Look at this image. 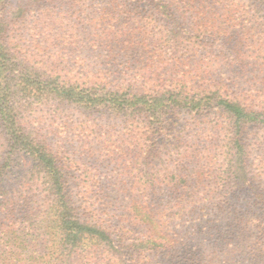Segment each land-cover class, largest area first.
I'll use <instances>...</instances> for the list:
<instances>
[{
	"label": "trees",
	"instance_id": "trees-1",
	"mask_svg": "<svg viewBox=\"0 0 264 264\" xmlns=\"http://www.w3.org/2000/svg\"><path fill=\"white\" fill-rule=\"evenodd\" d=\"M95 1L99 15L78 20L83 0H0V264H264V95L240 94L212 75L215 64L242 63L245 34L222 35L235 3L185 0L196 10L190 23L167 0ZM253 3L264 25V0ZM154 5L165 16L160 29L154 13L138 18L139 8ZM86 22L119 33L108 38L116 44L103 54L104 71L71 60L99 53L86 42ZM200 46L206 58L189 63ZM132 52L146 57L136 73ZM75 105L123 117L132 140L129 180L118 177L115 200L89 214L45 125H64ZM180 112L205 119L177 133ZM159 139L177 154L175 169L169 158L164 168L151 165ZM22 154L34 162L32 179L42 178L39 194L34 185L21 193L3 187Z\"/></svg>",
	"mask_w": 264,
	"mask_h": 264
},
{
	"label": "rangeland",
	"instance_id": "rangeland-1",
	"mask_svg": "<svg viewBox=\"0 0 264 264\" xmlns=\"http://www.w3.org/2000/svg\"><path fill=\"white\" fill-rule=\"evenodd\" d=\"M167 1L172 3L171 8L174 10L176 17L183 20L182 12H184L187 21L189 19L190 23L194 22L196 10L191 5L184 3L185 0ZM198 1L199 5H202L204 0ZM221 1L222 2L219 4L220 7H227L230 3H232L233 6L235 3L234 15L238 12L234 19L227 22L229 28L224 25L222 26V35L228 38L234 36L236 30H242V34H245V37L242 38V53H244V55L242 54V63L230 64L226 61L224 63L215 64L212 75L224 77L228 83H233L240 94L252 97L264 95V25L261 24L262 21L259 14L256 12L255 4L253 0ZM95 2V0H83V5L77 6V8H83L84 10L77 13L75 17L79 16L77 18L78 20L83 17L96 18L101 11L98 10L100 4L96 3V6L93 7ZM77 8L75 7V9ZM150 9L151 8L146 6L139 8L141 12L138 16L139 21L140 23L148 22V18H146L147 15L154 13V25L160 29L165 21V16L161 14L160 8H157L155 5L154 9ZM238 16H240L241 19L238 18ZM219 20L221 19L217 21ZM86 23H88L86 26L87 32L91 34V36L86 35V42L91 45V41H94L97 46H100L98 47L99 53L87 50L85 54H82V57H77L75 54L72 55L71 60H74V64L81 68H84L87 64L90 68L104 71L105 63H103V59L105 57H103V54L108 52V55H111L112 53L109 51L110 46L116 44V40L113 43V41H109L108 38L117 39L119 33L116 28H110L107 31L102 29L97 32L91 29L90 25H92V23ZM201 48L205 49L202 55H197L195 59H191L189 63H193V61H196L199 57H205L206 48L200 46L199 49ZM103 49L104 51L101 53L100 51ZM117 51L118 48H115L114 52ZM183 54L186 56L191 55L189 51ZM115 55H117V53ZM132 55L134 61L131 63V71L136 73L137 69L140 67L138 60L145 59L146 57H141L138 52H132ZM158 59L159 56L156 57L155 61ZM204 62L207 61L205 60ZM204 62L200 63L204 64ZM196 66L198 67L197 64ZM122 69L123 67H120V70ZM203 69L205 70L202 73L209 74V72H207L209 70L208 66ZM82 71L86 72V69H82ZM233 85L231 86L233 87ZM259 100L260 99L257 97L253 99V101ZM203 119L205 118L202 115H193L187 112L175 113L176 124L173 130L178 133L185 127H200L198 120ZM63 120L66 122L64 125L61 122L60 124L51 126L48 120L45 125L47 129L52 128L51 130H55L50 137L52 138L54 136L55 144L63 149L64 159L67 162V172L71 183V189L79 200L78 205L83 204L81 212L84 210V213L89 214L88 208L93 212H100L98 208L101 202L105 200H115L114 198L116 195L114 191L117 187L114 181H116L118 177L119 179L126 178V180L130 178L129 171L131 168L127 167V165L131 163L129 161L131 155L128 151L132 150L130 147L132 140H130V136H127L129 126L123 117L109 111L94 112L90 115L86 110L79 109L76 105L64 111ZM48 124L50 127L47 126ZM159 142L158 154L152 160L151 165H156L157 163L164 168L167 166L166 158H169L170 166H172L171 168L175 169L178 166V156L173 152L172 145L170 144L169 147L166 148L164 144L161 143V139H159ZM120 143L126 146V148H122V150L116 149V145H120ZM259 155V150L253 147L252 160L254 159L255 161L254 167L260 163ZM134 159L135 162L139 159L142 161V157H139V155ZM12 165L13 168L10 172V177L7 178L3 185L8 192L18 191L21 193L29 190L33 185L38 188L37 194L44 189L42 178L39 177L36 181L32 179L34 162L29 156L24 154L16 156ZM103 197H105V199ZM98 215L99 217H106V215ZM28 253V259L29 256H34L32 250L29 249Z\"/></svg>",
	"mask_w": 264,
	"mask_h": 264
}]
</instances>
